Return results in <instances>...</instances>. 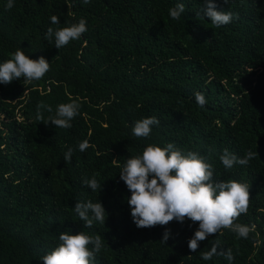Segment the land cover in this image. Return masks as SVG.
<instances>
[{
  "label": "trees",
  "instance_id": "trees-1",
  "mask_svg": "<svg viewBox=\"0 0 264 264\" xmlns=\"http://www.w3.org/2000/svg\"><path fill=\"white\" fill-rule=\"evenodd\" d=\"M177 2L14 0L6 10L7 0H0V63L20 47L50 62L39 81L0 83V264H43L64 231L101 236L96 264H229L222 255L201 258L216 240L232 249V264H264V0H215L217 10L239 14L220 28L197 17L204 0H183L185 13L172 19L169 9ZM81 18L88 30L80 39L60 49L45 38L49 27ZM195 92L204 94L203 108ZM69 97L81 104L71 128L37 120L39 103L53 108L43 112L46 119ZM149 116L159 125L137 139L133 123ZM84 139L91 147L81 152ZM169 142L204 155L214 180L250 186L248 211L236 221L255 225L248 239L224 229L191 252L188 241L198 222L135 225L121 168L148 144ZM68 148L73 155L67 163ZM225 148L256 156L225 169L219 159ZM93 175L101 190L83 184ZM89 199L100 200L108 214L105 224L90 229L74 211ZM165 228L172 232L167 243L161 240Z\"/></svg>",
  "mask_w": 264,
  "mask_h": 264
},
{
  "label": "clouds",
  "instance_id": "clouds-1",
  "mask_svg": "<svg viewBox=\"0 0 264 264\" xmlns=\"http://www.w3.org/2000/svg\"><path fill=\"white\" fill-rule=\"evenodd\" d=\"M88 4L91 0H82ZM227 2V0H226ZM14 7V0H7L6 10ZM183 0L169 9L172 19L178 20L185 13ZM203 15L210 19L215 28H220L238 19L239 14L232 11L217 10L215 0H204L203 8L197 12V17ZM51 23L59 25L57 15L51 16ZM85 18L78 22L67 23L66 26L49 27L45 38L57 48H63L74 40L80 39L87 31ZM50 71L49 60L41 55L33 59L20 47L10 54V58L0 63V83L10 84L14 80L22 79L27 85L33 81L41 80ZM197 104L203 108L207 103L204 94L195 92ZM81 104L79 98L69 97V102L59 103L53 115L46 119L43 112L53 113L51 105L43 102L37 105L38 121L45 124L49 122L56 128L69 129L71 121L80 114ZM156 116H149L136 120L131 128L132 135L137 139L147 138L151 135L152 127L159 125ZM91 147L89 141L84 139L78 142V149L85 152ZM130 151V150H129ZM73 149L68 148L64 154V160L71 161ZM256 153L252 150L245 152L243 156L225 148L220 155L225 169H231L234 165H247L254 159ZM131 196L127 202L131 209L133 222L138 228H152L166 226L172 221L183 223L190 220L199 226L194 235L188 241L191 252H196L199 243L210 235L221 233L228 229L238 237L248 239L250 233L255 230V225L236 222L241 214H246L250 203V186L235 179L214 180V169L208 159L196 151L185 153L174 143L165 146L150 143L142 154L128 156L119 173ZM83 184L95 191L102 187L95 175L90 179L84 178ZM74 211L84 222V228H92L94 222L105 224L106 209L103 203L78 201ZM172 236L170 229L165 228L162 241L167 243ZM255 243V241H254ZM104 247L100 235H89L85 231L72 234L64 231L59 234V244L53 250L42 256L43 264H96V257ZM215 255H222L232 264L234 255L232 249L221 248V243L216 240L210 250L201 253L205 261L211 260Z\"/></svg>",
  "mask_w": 264,
  "mask_h": 264
}]
</instances>
